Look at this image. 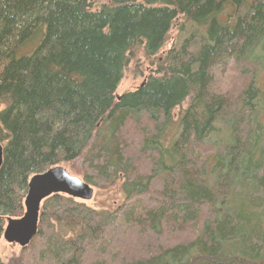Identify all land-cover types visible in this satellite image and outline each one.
I'll return each instance as SVG.
<instances>
[{
  "label": "trees",
  "instance_id": "16d2710c",
  "mask_svg": "<svg viewBox=\"0 0 264 264\" xmlns=\"http://www.w3.org/2000/svg\"><path fill=\"white\" fill-rule=\"evenodd\" d=\"M0 147V239L51 167L119 199L48 196L18 264H264V0H0Z\"/></svg>",
  "mask_w": 264,
  "mask_h": 264
},
{
  "label": "water",
  "instance_id": "95a60500",
  "mask_svg": "<svg viewBox=\"0 0 264 264\" xmlns=\"http://www.w3.org/2000/svg\"><path fill=\"white\" fill-rule=\"evenodd\" d=\"M1 154L2 148L0 147V163ZM57 193L89 201L94 192L87 183L72 176L59 165L51 167L43 173L32 175L28 181V190L24 198V213L18 219H7L2 239L9 244L25 248L37 233L41 202L48 196Z\"/></svg>",
  "mask_w": 264,
  "mask_h": 264
},
{
  "label": "rangeland",
  "instance_id": "374dc122",
  "mask_svg": "<svg viewBox=\"0 0 264 264\" xmlns=\"http://www.w3.org/2000/svg\"><path fill=\"white\" fill-rule=\"evenodd\" d=\"M173 41V36H171L170 42L168 41L169 43H167L163 51H166L169 47H171ZM133 60V63H130L127 69L125 70L123 78L121 79L115 91L116 96H120L125 92L137 89L140 84L145 80L151 70L149 63L144 59L142 54H138ZM65 167L71 175L82 180V173L81 171H79L80 169L77 165H75L74 167ZM93 192V198L86 202L90 207L108 208L110 206H113L112 204H115L119 200L116 196V191L114 190H111L109 193L101 192L93 188ZM21 249L22 248H20L16 244H9L3 239H0V258L3 262L7 264H18V260L20 257L19 251Z\"/></svg>",
  "mask_w": 264,
  "mask_h": 264
}]
</instances>
